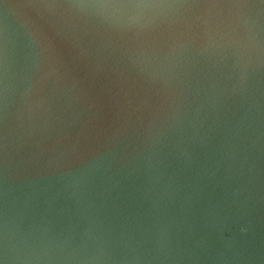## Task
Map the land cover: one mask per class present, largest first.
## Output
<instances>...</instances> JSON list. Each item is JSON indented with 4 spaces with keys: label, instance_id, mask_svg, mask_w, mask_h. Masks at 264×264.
Instances as JSON below:
<instances>
[{
    "label": "water",
    "instance_id": "water-1",
    "mask_svg": "<svg viewBox=\"0 0 264 264\" xmlns=\"http://www.w3.org/2000/svg\"><path fill=\"white\" fill-rule=\"evenodd\" d=\"M0 264H264V0H0Z\"/></svg>",
    "mask_w": 264,
    "mask_h": 264
}]
</instances>
